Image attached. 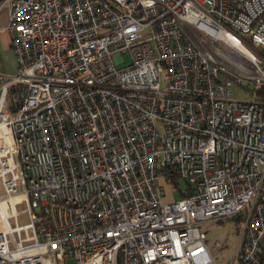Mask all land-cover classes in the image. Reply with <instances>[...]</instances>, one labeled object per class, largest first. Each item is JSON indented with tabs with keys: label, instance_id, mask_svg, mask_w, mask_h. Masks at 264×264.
Wrapping results in <instances>:
<instances>
[{
	"label": "built area",
	"instance_id": "2783aa9c",
	"mask_svg": "<svg viewBox=\"0 0 264 264\" xmlns=\"http://www.w3.org/2000/svg\"><path fill=\"white\" fill-rule=\"evenodd\" d=\"M0 31V264H214L200 225L239 218L264 264V0H11Z\"/></svg>",
	"mask_w": 264,
	"mask_h": 264
},
{
	"label": "rangeland",
	"instance_id": "374dc122",
	"mask_svg": "<svg viewBox=\"0 0 264 264\" xmlns=\"http://www.w3.org/2000/svg\"><path fill=\"white\" fill-rule=\"evenodd\" d=\"M126 60H129L128 57H126ZM248 88L253 90V87L249 85ZM233 99L243 102L251 100L258 101L257 97L251 96L239 87L233 88ZM161 186L166 193L164 199L165 203L179 200L181 198V194L178 191L179 188L184 190L186 187L185 182L176 184L175 182L164 183V181H161ZM16 202H18V200H16ZM10 222L11 225H15L14 220ZM28 223V215L22 214L18 219V224L24 226ZM200 228L207 234L208 247L214 264H239L234 257L244 228V219L239 218L238 220L232 221L209 222L200 225ZM217 243L220 244V246H217ZM66 264H75V262L73 260H68Z\"/></svg>",
	"mask_w": 264,
	"mask_h": 264
},
{
	"label": "crops",
	"instance_id": "0c3cea01",
	"mask_svg": "<svg viewBox=\"0 0 264 264\" xmlns=\"http://www.w3.org/2000/svg\"><path fill=\"white\" fill-rule=\"evenodd\" d=\"M11 0H0V28L5 29L9 25ZM18 71L16 55L11 46V36L8 32L0 31V72L13 76ZM1 97V91H0ZM4 190L0 185V194Z\"/></svg>",
	"mask_w": 264,
	"mask_h": 264
},
{
	"label": "bare ground",
	"instance_id": "6f19581e",
	"mask_svg": "<svg viewBox=\"0 0 264 264\" xmlns=\"http://www.w3.org/2000/svg\"><path fill=\"white\" fill-rule=\"evenodd\" d=\"M219 38H222V36H218ZM3 133V129H0V134H2ZM7 142H9V140L7 139ZM16 200H19L18 198H16V199H13L12 200V202H13V204H15L16 203ZM0 205H1V208L4 210L3 212H4V214H5V210L7 209V206H6V204L5 203H0ZM4 226L2 225V226H0V228H3Z\"/></svg>",
	"mask_w": 264,
	"mask_h": 264
},
{
	"label": "trees",
	"instance_id": "16d2710c",
	"mask_svg": "<svg viewBox=\"0 0 264 264\" xmlns=\"http://www.w3.org/2000/svg\"><path fill=\"white\" fill-rule=\"evenodd\" d=\"M260 94L264 97V90L260 92Z\"/></svg>",
	"mask_w": 264,
	"mask_h": 264
}]
</instances>
